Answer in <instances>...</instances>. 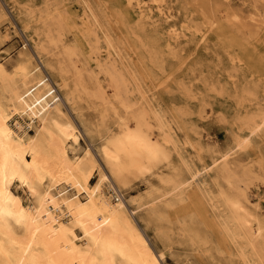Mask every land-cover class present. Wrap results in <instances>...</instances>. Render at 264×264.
Returning <instances> with one entry per match:
<instances>
[{"label": "rangeland", "instance_id": "374dc122", "mask_svg": "<svg viewBox=\"0 0 264 264\" xmlns=\"http://www.w3.org/2000/svg\"><path fill=\"white\" fill-rule=\"evenodd\" d=\"M84 1L124 54L127 67L123 65V75H134L142 91H147L152 108L174 128L176 147L167 141L152 114L155 126L148 137L168 151V160L158 154L151 171L141 175L136 167H141L139 157L127 149L113 144V155L107 158L105 138L112 134L116 140L124 137L130 141L129 134L118 128L111 112L103 122L96 107L99 102L84 93L76 111L62 102L81 134L79 146L88 148L104 171L110 172L108 159L118 171L129 169L125 172L129 186L122 187L121 193L125 198L139 199L141 206L129 201L128 210L161 264H244L208 199L198 189L176 196L173 183L160 184L157 174L187 177L184 155L193 169L206 167L202 174L217 193L213 155L232 149V168L248 171L251 200L259 203L258 209L248 203L244 206L260 217L259 222L254 218L252 222L264 230V138L250 131L253 121L264 113V0H141L142 6L131 0H0V62L5 77L17 76L20 64L26 61L39 68L42 78H51L59 90V72L50 66L58 67L64 54H38L36 50L44 36L36 35L35 29L40 33L41 21L54 12L63 43L77 49L82 67L93 68V74L83 71V82L90 93H96L97 70L90 58L95 43H88L84 35ZM160 3H164V13L159 12ZM27 22L31 27H26ZM172 28H177L179 35L173 34ZM198 30L206 32L207 38L202 39ZM100 51L104 57L105 50ZM109 82L105 75L104 83ZM131 97L139 105L137 93ZM135 116L131 112L128 118L134 120ZM240 140H247L243 149L235 146ZM148 183L160 188L147 191ZM219 183L225 187L224 182ZM13 190L23 202H30L26 186H14Z\"/></svg>", "mask_w": 264, "mask_h": 264}, {"label": "bare ground", "instance_id": "6f19581e", "mask_svg": "<svg viewBox=\"0 0 264 264\" xmlns=\"http://www.w3.org/2000/svg\"><path fill=\"white\" fill-rule=\"evenodd\" d=\"M131 1L142 6L141 0ZM84 4L82 23L87 28L84 35L88 36V43L91 40L95 43L90 58L97 70L96 93H90L83 82V71L92 73L93 68L82 67L77 49L63 43L54 12L41 21L40 33L35 29L36 35L44 36L36 50L38 54L51 51L64 54L58 67L50 66L59 72L60 81L56 84L63 95H58L51 78H42L39 68H32L26 61H22L19 74L11 79L5 77L0 62V264H161L128 210L129 201L140 207L139 199L125 198L121 193L122 187L129 186L125 176L129 169L118 171L108 159L110 172L104 171L88 148L81 149V134L64 111L62 102L65 100L76 111L84 93L99 102L96 107L103 122L111 112L117 118L118 128L129 134L130 141L124 137L116 140V135L109 134L103 145L106 157L113 155L110 149L113 144L127 149L139 157L141 167H136L141 175L149 172L158 154L168 160L165 154L168 151H163L148 137L155 126L151 115H155L167 141L176 147L174 128L152 108L147 91H142L134 75L131 77L128 73V78L123 75L122 67H127L124 54L115 46L91 6L86 1ZM163 4L158 5L160 13H164ZM29 23L27 28L31 27ZM198 31L202 39L207 38L206 32ZM172 33L179 35L177 28H172ZM70 72L75 75L72 86ZM105 75L109 76V83H104ZM135 93L139 105L132 100L131 95ZM131 112L136 113L134 120L128 118ZM250 131L264 138V113L260 120L253 121ZM246 141L240 140L235 146L243 149ZM233 154L229 149L213 155L211 167L216 169L213 184L217 193L202 174L206 173V167L193 169L184 155L181 158L189 173L187 177L158 173L157 178L163 185L173 183L176 196L198 189L208 199L209 207L243 263L264 264L263 226L256 223L255 227L252 222V218L259 222L260 217L253 216L255 212L244 206L248 203L258 209L259 203L257 199L251 200L248 171L232 168ZM219 181L225 183L224 188ZM14 186H26L30 202H23ZM154 188L160 187L152 183L146 186L147 191Z\"/></svg>", "mask_w": 264, "mask_h": 264}]
</instances>
